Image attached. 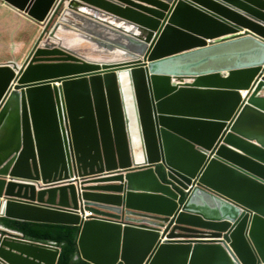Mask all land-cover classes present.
I'll list each match as a JSON object with an SVG mask.
<instances>
[{
	"label": "water",
	"instance_id": "95a60500",
	"mask_svg": "<svg viewBox=\"0 0 264 264\" xmlns=\"http://www.w3.org/2000/svg\"><path fill=\"white\" fill-rule=\"evenodd\" d=\"M115 1L117 30L54 0L0 64V219L80 228L90 264H264V0ZM60 254L0 225V264Z\"/></svg>",
	"mask_w": 264,
	"mask_h": 264
},
{
	"label": "crops",
	"instance_id": "0c3cea01",
	"mask_svg": "<svg viewBox=\"0 0 264 264\" xmlns=\"http://www.w3.org/2000/svg\"><path fill=\"white\" fill-rule=\"evenodd\" d=\"M110 3H112L115 7L114 8H104L99 5L89 4L87 2H80L84 4L87 7H90L91 9L97 11L100 16L94 18V23L98 25H105L107 27H110L112 29L117 30L119 28L120 24L119 22H126V23H133V18H130L123 13L116 11L120 7H126L123 4H120L119 2L115 0H107ZM134 3H137L139 5H143L146 7H152L149 4H146L144 2H139L138 0H129ZM54 5V0H0V13L2 16H0V25L3 23L11 22V25H8L9 27L14 28V33L20 37L23 36V32L25 31L24 26L30 25V28H32V37L31 41L38 40L41 36L44 21L49 13V11L52 9ZM122 5V6H121ZM128 7V6H127ZM102 15V16H101ZM107 17V18H105ZM119 21V22H118ZM16 23V27L12 25V23ZM10 24V23H9ZM23 25V26H22ZM121 29V27H120ZM127 33L128 30L122 28ZM239 31L240 34H243L244 32H248L246 28H242ZM2 29H0V34L2 33ZM123 33H126L122 31ZM99 32L96 33L95 37H99ZM20 44V45H19ZM18 48H12L14 50V55L18 56L21 54V49L26 48L23 47L22 42L18 43ZM25 46V45H24ZM30 50V48H28ZM29 50L26 52V55L29 53ZM27 57V56H26ZM26 59V58H25ZM25 59L21 60H13L8 62H0V64H9V63H15L18 66L22 67V65L25 63Z\"/></svg>",
	"mask_w": 264,
	"mask_h": 264
},
{
	"label": "trees",
	"instance_id": "16d2710c",
	"mask_svg": "<svg viewBox=\"0 0 264 264\" xmlns=\"http://www.w3.org/2000/svg\"><path fill=\"white\" fill-rule=\"evenodd\" d=\"M159 171L162 179L167 181L163 172ZM0 225L22 233L26 239L31 241L55 243L61 249L57 264H90L80 257L77 258V240L80 233L78 227L17 222L6 219H0Z\"/></svg>",
	"mask_w": 264,
	"mask_h": 264
},
{
	"label": "rangeland",
	"instance_id": "374dc122",
	"mask_svg": "<svg viewBox=\"0 0 264 264\" xmlns=\"http://www.w3.org/2000/svg\"><path fill=\"white\" fill-rule=\"evenodd\" d=\"M61 7V6H60ZM0 16L1 13H0ZM52 21L49 26L47 27H43L42 33L40 38L37 40L39 41L42 38H46L47 33L50 31L52 25H53ZM10 23V24H9ZM8 25H11V22L8 23H3L0 25V29H2V33L0 34V62H8V61H13V60H21V59H25V63L22 66H25L27 64V62L29 61V59L32 56V53L36 47L37 41H31V37H32V28H30V25L28 26H24L25 27V31L23 32V36L20 37L19 35L17 36L13 31L14 28L13 27H9ZM12 25H14L16 27V23H12ZM23 26V25H22ZM22 42V46L26 47L21 49V54L18 56L14 55V50L12 48H18L19 45L18 43ZM25 45V46H24ZM30 48V50L28 49ZM29 50V53L26 55V52ZM27 56V57H26Z\"/></svg>",
	"mask_w": 264,
	"mask_h": 264
},
{
	"label": "clouds",
	"instance_id": "9594fccd",
	"mask_svg": "<svg viewBox=\"0 0 264 264\" xmlns=\"http://www.w3.org/2000/svg\"><path fill=\"white\" fill-rule=\"evenodd\" d=\"M56 5H57V2L55 3V5H54V7H56ZM61 6V5H60ZM60 8V7H59ZM50 24V23H49ZM49 24L47 25V26H49ZM44 26L45 27H47L45 24H44ZM43 26V27H44ZM262 95H264V93L262 94ZM2 226V225H1ZM5 228V227H4ZM7 230L9 231V233H10V235L11 236H13V237H17L16 235H14L13 233H11L10 231H15V230H12V229H9V228H7ZM15 232H17V233H20V232H18V231H15ZM20 234H22V233H20ZM23 235V234H22ZM23 237H24V235H23ZM17 238H20V237H17ZM22 239V238H21ZM24 240H28V241H31V240H29V239H26L25 237L23 238ZM49 244H51V245H53V246H55L56 244L55 243H49ZM55 247H58L57 245L55 246ZM58 248H60V247H58Z\"/></svg>",
	"mask_w": 264,
	"mask_h": 264
},
{
	"label": "built area",
	"instance_id": "2783aa9c",
	"mask_svg": "<svg viewBox=\"0 0 264 264\" xmlns=\"http://www.w3.org/2000/svg\"><path fill=\"white\" fill-rule=\"evenodd\" d=\"M76 179H78V177L76 176V175H74L73 177H71L69 180L70 181H75ZM86 216H88V217H91V216H93L92 214H88V215H86ZM85 219V218H84ZM11 233H13L14 235H16L17 237H20V238H24L23 237V235L22 234H20V233H17V232H15V231H10ZM56 246V245H55Z\"/></svg>",
	"mask_w": 264,
	"mask_h": 264
},
{
	"label": "bare ground",
	"instance_id": "6f19581e",
	"mask_svg": "<svg viewBox=\"0 0 264 264\" xmlns=\"http://www.w3.org/2000/svg\"><path fill=\"white\" fill-rule=\"evenodd\" d=\"M247 30H248V31H252V32H253V30H252V29H247ZM58 85H59V84H58ZM246 129H247V128H246ZM246 129H245V130H246ZM251 133H252V132H247V134H249V135H250ZM251 135H252V134H251Z\"/></svg>",
	"mask_w": 264,
	"mask_h": 264
}]
</instances>
